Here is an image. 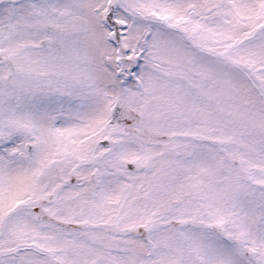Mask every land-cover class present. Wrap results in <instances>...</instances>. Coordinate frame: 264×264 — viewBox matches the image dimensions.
Segmentation results:
<instances>
[{
  "label": "snow or ice",
  "instance_id": "snow-or-ice-1",
  "mask_svg": "<svg viewBox=\"0 0 264 264\" xmlns=\"http://www.w3.org/2000/svg\"><path fill=\"white\" fill-rule=\"evenodd\" d=\"M0 264H264V0H0Z\"/></svg>",
  "mask_w": 264,
  "mask_h": 264
}]
</instances>
